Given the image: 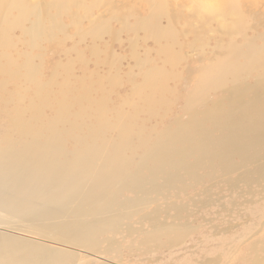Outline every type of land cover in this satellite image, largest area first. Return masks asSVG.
Segmentation results:
<instances>
[{
	"label": "bare ground",
	"instance_id": "1",
	"mask_svg": "<svg viewBox=\"0 0 264 264\" xmlns=\"http://www.w3.org/2000/svg\"><path fill=\"white\" fill-rule=\"evenodd\" d=\"M137 2H145L147 12ZM94 7L106 12L89 20L84 8ZM64 15L74 25L100 21L93 32L106 31L111 18L130 26L133 16L131 26L153 39L179 44L184 34L212 32L219 42L211 67L193 70L196 95L186 102V120L176 130L169 127L166 140L150 143L139 136L135 144L128 136L133 120L120 119L119 143L95 135L68 152L57 121L43 134L37 122L19 117V140L0 148V264H80L98 250L100 238L122 233L141 237L143 245L173 243L194 231L180 218L189 211L187 201L195 213L218 207L221 227L206 220L217 240L232 249L249 242L246 264H264V0H0V88L16 79L35 83L41 64L29 54L20 62L10 57L15 33L37 47L66 30ZM196 58L202 63L204 55ZM134 66L148 96L165 86L162 67L151 69L147 58ZM189 81L191 74L184 83ZM213 92L216 100L209 98ZM136 146L143 148L139 163L128 154ZM190 189L195 197L180 200ZM171 211L169 223L159 218ZM232 212L246 223L235 237Z\"/></svg>",
	"mask_w": 264,
	"mask_h": 264
},
{
	"label": "rangeland",
	"instance_id": "2",
	"mask_svg": "<svg viewBox=\"0 0 264 264\" xmlns=\"http://www.w3.org/2000/svg\"><path fill=\"white\" fill-rule=\"evenodd\" d=\"M136 4L142 13L147 12L145 2ZM84 10L89 20L106 12L101 7ZM62 20L66 30L57 31L54 40H42L37 47L29 46L22 32H16L13 37L14 47L7 53L14 61L20 62L29 54L36 65L39 61L41 64L37 68L35 83L16 79L7 81L0 88V148L8 141L19 140L20 116L30 123L37 122L35 128H40L43 134H47L52 122L57 121L56 129L62 131L68 152L76 151L95 135L109 144L119 143L121 130L117 128V123L120 119L129 124L133 120L134 126L128 128L131 133L128 136L135 144L139 136L149 139L150 143L166 140L169 135L167 131L176 130L186 120V102L196 95V81L192 72L198 67H211L214 49L219 42L218 35L212 32L184 34L186 41L177 44L153 39L132 27L135 21L133 16L128 20L130 26L111 18L108 29L103 32H93L100 26L99 19V26H92L86 19L74 25L71 17L66 15ZM206 38L208 41H204ZM235 40H239V36ZM197 43L199 45L195 47ZM196 53L204 55L202 63L197 60ZM19 54L23 57L18 58ZM167 55L171 56V63L166 62ZM140 58H147L153 70L162 67L168 75L165 86L152 97L144 89L149 86L144 85L143 74H139L134 66ZM188 74H191L192 81L185 84L184 79ZM218 96V92H213L209 98L216 100ZM194 110H198L197 105L193 107ZM162 132L165 133L164 137L163 134L161 136ZM128 154L139 163L143 148L136 146L133 151L129 149ZM128 195L125 192L122 196ZM186 195L195 197V192L190 189L179 199L184 200ZM158 203L162 204L161 199ZM223 203L230 207L227 199ZM187 204L189 211L183 212L180 218L187 219L189 225L195 227L186 238L173 243L143 245L138 236L131 240L124 233L106 235L100 238L98 250L84 257L80 264H246L247 259L243 257L248 254L249 242L243 241L236 249H232L231 245L224 246L217 240V232L206 223L211 217L215 226L218 229L221 227L218 207L198 210L196 205L195 213L190 202L187 201ZM215 204L218 206V202ZM1 215L0 222H3ZM174 215L175 212L171 211L168 217L164 214L159 218L169 223ZM231 215L235 226L231 233L235 237L243 231L246 223L234 212ZM251 220L257 221L253 217ZM147 229L145 225L144 231ZM255 238L259 244L261 240H257V236ZM108 239L113 241L111 246L107 245ZM230 250L237 251L228 259Z\"/></svg>",
	"mask_w": 264,
	"mask_h": 264
}]
</instances>
